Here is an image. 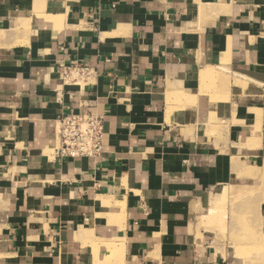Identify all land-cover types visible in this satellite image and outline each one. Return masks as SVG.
Wrapping results in <instances>:
<instances>
[{
	"label": "crops",
	"instance_id": "0c3cea01",
	"mask_svg": "<svg viewBox=\"0 0 264 264\" xmlns=\"http://www.w3.org/2000/svg\"><path fill=\"white\" fill-rule=\"evenodd\" d=\"M88 112L102 156L57 159ZM257 170L264 0H0V264L75 250L103 210L130 264H244L201 221Z\"/></svg>",
	"mask_w": 264,
	"mask_h": 264
},
{
	"label": "rangeland",
	"instance_id": "374dc122",
	"mask_svg": "<svg viewBox=\"0 0 264 264\" xmlns=\"http://www.w3.org/2000/svg\"><path fill=\"white\" fill-rule=\"evenodd\" d=\"M250 172L256 174L253 181L240 182V187H247L246 190L242 188L243 191L225 197L221 206H213L208 219H202L201 225L213 227L208 228L209 234H213L216 242H223L225 248L229 245L239 254H248L244 264H264V218L260 215V208L264 205V172ZM9 200L7 196H0L1 225L8 217ZM96 217L100 218L99 221L85 231L75 250L52 246L33 264H130L126 257V240L122 238L121 216L118 212L103 210ZM0 234L3 235L2 226ZM14 261L12 264H19Z\"/></svg>",
	"mask_w": 264,
	"mask_h": 264
},
{
	"label": "built area",
	"instance_id": "2783aa9c",
	"mask_svg": "<svg viewBox=\"0 0 264 264\" xmlns=\"http://www.w3.org/2000/svg\"><path fill=\"white\" fill-rule=\"evenodd\" d=\"M88 68H76L70 74L71 79L88 77ZM59 144L55 157L60 160L83 158L99 159L103 154L104 122L95 113H69L58 120Z\"/></svg>",
	"mask_w": 264,
	"mask_h": 264
},
{
	"label": "bare ground",
	"instance_id": "6f19581e",
	"mask_svg": "<svg viewBox=\"0 0 264 264\" xmlns=\"http://www.w3.org/2000/svg\"><path fill=\"white\" fill-rule=\"evenodd\" d=\"M10 261H11V260H10ZM15 261H17V260H15ZM15 261H14V263H15ZM9 263H11V264H12V263H13V261H11V262H9Z\"/></svg>",
	"mask_w": 264,
	"mask_h": 264
}]
</instances>
